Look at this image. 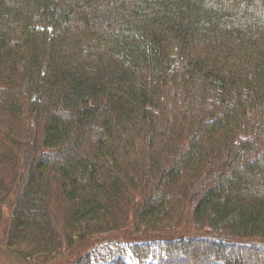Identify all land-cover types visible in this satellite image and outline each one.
Returning <instances> with one entry per match:
<instances>
[{"label": "trees", "instance_id": "trees-1", "mask_svg": "<svg viewBox=\"0 0 264 264\" xmlns=\"http://www.w3.org/2000/svg\"><path fill=\"white\" fill-rule=\"evenodd\" d=\"M0 249L264 257V0H0Z\"/></svg>", "mask_w": 264, "mask_h": 264}, {"label": "rangeland", "instance_id": "rangeland-1", "mask_svg": "<svg viewBox=\"0 0 264 264\" xmlns=\"http://www.w3.org/2000/svg\"><path fill=\"white\" fill-rule=\"evenodd\" d=\"M107 242H111L112 243V242H116V241L113 240V241H107ZM108 244L109 243L103 242L101 245H99L100 247L97 246L98 248L96 247L95 250H92V251L90 250L91 252L90 251L89 252L94 254L95 257H99L101 254H103L104 251L110 249ZM244 256H246V255L244 254ZM9 257H10V255H8L7 252H4V249H0V262L2 264H21L20 263L21 261L18 260L17 257H14V258H12V257L9 258ZM86 257H88V256H86ZM261 259L264 261V257H261ZM261 259L251 260V264H262V260Z\"/></svg>", "mask_w": 264, "mask_h": 264}]
</instances>
